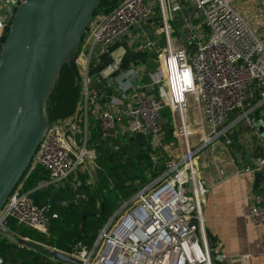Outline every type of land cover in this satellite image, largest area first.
<instances>
[{"label":"built area","instance_id":"2783aa9c","mask_svg":"<svg viewBox=\"0 0 264 264\" xmlns=\"http://www.w3.org/2000/svg\"><path fill=\"white\" fill-rule=\"evenodd\" d=\"M21 0H15L17 6ZM250 0H125L109 14H97L88 23L74 60L80 68L81 90L76 111L49 123L31 170L49 173L45 185L63 187L69 178L96 169V154L87 148L88 129L118 150L124 136L144 141L153 168L161 173L124 202L100 231L92 247L77 242L64 253L77 264H215L223 257L214 252L206 235L202 204L208 188L195 159L208 146L231 147L229 138L237 122L264 119V33L258 34L235 8ZM257 20L264 21V0ZM17 8V7H16ZM15 11L0 18V33L9 29ZM180 25L181 38L172 39L170 22ZM158 28V30H157ZM152 52L156 70L141 82L143 70L127 55ZM129 53V54H128ZM109 65L100 68L104 60ZM145 81V80H144ZM99 91V93H97ZM169 111L167 134L163 112ZM190 111H195L200 137ZM238 111L237 120L229 122ZM89 116L94 120L89 123ZM255 130V129H254ZM256 136L264 152V139ZM178 139L182 149L171 139ZM133 141L140 139L136 138ZM141 144V143H140ZM264 174V156L240 172ZM251 198L247 219L264 227V182ZM84 193L73 202H87ZM49 205H35L32 192L19 183L0 213V235L12 249L22 247L8 222L49 234ZM57 218V214L52 215ZM46 248V247H45ZM53 253L57 249L46 248ZM243 261L249 259L243 256ZM0 264H8L0 256ZM68 264V263H66Z\"/></svg>","mask_w":264,"mask_h":264},{"label":"water","instance_id":"95a60500","mask_svg":"<svg viewBox=\"0 0 264 264\" xmlns=\"http://www.w3.org/2000/svg\"><path fill=\"white\" fill-rule=\"evenodd\" d=\"M100 1L21 0L17 6L0 49V213L45 138L50 123L47 102L65 66L77 82L74 60ZM110 63L107 58L100 68ZM250 122L264 132V119ZM162 123L166 129L167 119ZM136 138L144 145L138 134L132 141ZM32 199L39 205L36 196ZM59 204L65 203L54 191L49 206ZM53 256L77 264L62 252Z\"/></svg>","mask_w":264,"mask_h":264},{"label":"trees","instance_id":"16d2710c","mask_svg":"<svg viewBox=\"0 0 264 264\" xmlns=\"http://www.w3.org/2000/svg\"><path fill=\"white\" fill-rule=\"evenodd\" d=\"M123 1L125 0H101L90 21L97 14H109ZM7 32L8 30L3 35L2 43L6 38ZM146 59L153 60L154 54L152 52H142L136 55H126L124 65L130 61L134 63ZM79 96L80 87L78 82L75 81L70 68L65 66L47 102L46 111L49 122L52 123L54 120L71 116L76 111ZM238 114L239 112L235 111L230 115L229 119L235 118ZM259 114L260 110L253 117L257 118ZM163 117L169 118L168 110L163 112ZM171 130V127L167 129L168 135ZM252 130L255 132L249 126L245 128L246 132H252ZM88 133L87 148L94 150L96 154V185L94 187L79 183L76 185L74 182H70L72 177H74L73 175L63 187L56 188L52 185H45L49 181V173L45 169L36 168L31 170L30 167L20 181V184L23 183L24 192H32V196L37 197L39 204L49 205L53 192L58 191L60 202L65 204L51 206L48 235L41 234L23 225H18L13 219L9 220L8 228L10 232L16 234L19 238H28L30 240L27 243H21L22 247L13 249L7 243L5 248L0 242V256L5 258L9 264H53L49 260L51 252L46 248L71 253L73 246L77 242H81L88 248L92 247L100 231L116 211L119 210L121 205L139 191L143 185L150 180L152 181L161 173V166L153 168L148 149L138 141H132L128 134L124 136L126 142L118 150H114V142L102 140L92 124L88 129ZM238 134L239 131L237 130L230 135L234 142L231 147L233 151L235 150L240 155L243 162L251 166L253 160L264 156V152L258 143L250 151H244L239 146H236L235 137H238ZM146 173H149L148 177L145 176ZM263 182V172L255 173L253 184L255 194L261 192ZM80 193H84L87 196V202L74 203L72 201L73 198ZM53 214H57V218H53ZM206 235L211 248L214 249L216 246L215 240L207 232ZM0 237L3 238L2 235Z\"/></svg>","mask_w":264,"mask_h":264},{"label":"crops","instance_id":"0c3cea01","mask_svg":"<svg viewBox=\"0 0 264 264\" xmlns=\"http://www.w3.org/2000/svg\"><path fill=\"white\" fill-rule=\"evenodd\" d=\"M10 2L14 8L17 7L15 0H0V18L14 11ZM2 38L0 33V49ZM197 117L195 111H190L196 129L195 136L190 138L193 147L200 137ZM169 127H166V132ZM171 140L182 149L178 139ZM195 162L208 188L202 204L205 230L215 240L214 252L223 257V261L216 264H264V227H254L247 219L251 198L255 194V175L240 172L248 167L247 163L233 148L221 143L208 146L196 156ZM245 255L249 259L243 261Z\"/></svg>","mask_w":264,"mask_h":264},{"label":"rangeland","instance_id":"374dc122","mask_svg":"<svg viewBox=\"0 0 264 264\" xmlns=\"http://www.w3.org/2000/svg\"><path fill=\"white\" fill-rule=\"evenodd\" d=\"M10 5H11V8H14V4L12 2H10ZM15 8H14V10H15ZM235 8L245 17V19L250 23L251 27L258 34L264 33V21L256 19V15L258 13V6H256V3L254 1L250 0L247 2L237 3V4H235ZM0 9L2 10V8H0ZM169 25L171 26V37H172V39L174 40L176 38H181L182 36L180 34L181 33L180 32V25H178L175 21L170 22ZM157 30H158V28H157ZM134 66L140 67L143 70L141 82L134 83V85H139V86L142 84H145L146 81L148 80L149 73H153L156 70V63L152 59H146L144 61L139 60V61L134 63ZM75 69H76V75H77V82H78V85H79L80 90H81V73H80L81 70L78 67H75ZM47 118H48V116H47ZM63 118L66 119L67 117H63ZM63 118H60V119H63ZM236 120H237V116L233 119H229V122H233ZM48 121H49V119H48ZM56 121L57 120H54V121H52V123L56 122ZM93 121L94 120L91 119V116H89V123H93ZM246 126H249L246 123V121L237 122L234 125V127L232 129L233 131L230 133V135L233 134V132L238 130L239 134H238V137H235L236 138L235 145L239 146V148H242L244 151H250L251 148L254 147V145H256V143H258V145H260V142H259V138L257 136H255L256 133L253 132V130H252V132H246L245 131ZM252 129H254V128H252ZM254 131L258 132L257 130H254ZM258 133H259V137L264 139V132H258ZM230 135H229V138H230L231 145H232L234 142H233V139L230 137ZM145 176L148 177L149 173H146ZM70 182H74V184H76V185L79 183V184H86L89 187H94L97 183V168L92 169V166L89 165V167H87V169H84V170L82 169L80 172H77L76 175H74V177H72ZM148 183H146L145 185H147ZM145 185H143L142 187H144ZM8 241L9 240H7V239L5 240V238L0 237V242H2V244L4 245L5 248H6V246H5L6 243H7V245L10 244V243H8ZM7 263H8V261H7ZM56 264H66V263L57 262Z\"/></svg>","mask_w":264,"mask_h":264}]
</instances>
